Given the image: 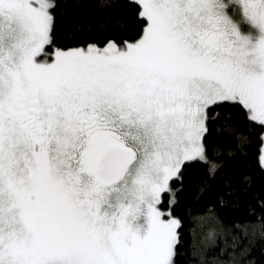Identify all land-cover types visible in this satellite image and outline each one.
<instances>
[{"label":"snow or ice","instance_id":"1","mask_svg":"<svg viewBox=\"0 0 264 264\" xmlns=\"http://www.w3.org/2000/svg\"><path fill=\"white\" fill-rule=\"evenodd\" d=\"M125 5L133 35L49 56L60 0H0V264H176L175 182L247 142L209 125L264 139V0Z\"/></svg>","mask_w":264,"mask_h":264},{"label":"trees","instance_id":"2","mask_svg":"<svg viewBox=\"0 0 264 264\" xmlns=\"http://www.w3.org/2000/svg\"><path fill=\"white\" fill-rule=\"evenodd\" d=\"M54 16L53 45L48 49L102 43L107 37L131 36L137 30L125 0H112L103 17L96 0H60ZM230 117L241 121L237 136L247 137V142L231 141L234 154L221 157L223 168L215 177L196 165L185 170L182 182H175L171 208L181 221L176 264H264L262 134L259 127L245 128L238 112H224L217 123L209 125L208 136L221 152L227 151L228 144L219 140L221 125ZM225 175L227 180L222 179Z\"/></svg>","mask_w":264,"mask_h":264},{"label":"rangeland","instance_id":"3","mask_svg":"<svg viewBox=\"0 0 264 264\" xmlns=\"http://www.w3.org/2000/svg\"><path fill=\"white\" fill-rule=\"evenodd\" d=\"M56 49H61V48H52V49H48L46 47V51L49 53V56H53L54 52ZM260 162L262 164V166L264 167V139H262V143H261V147H260Z\"/></svg>","mask_w":264,"mask_h":264}]
</instances>
